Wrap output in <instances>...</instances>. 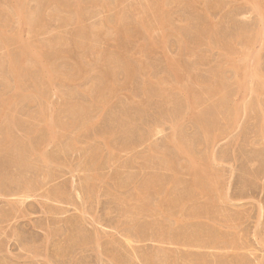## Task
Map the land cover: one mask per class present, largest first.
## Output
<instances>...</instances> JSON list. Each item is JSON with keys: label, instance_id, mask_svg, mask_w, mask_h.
<instances>
[{"label": "rangeland", "instance_id": "1", "mask_svg": "<svg viewBox=\"0 0 264 264\" xmlns=\"http://www.w3.org/2000/svg\"><path fill=\"white\" fill-rule=\"evenodd\" d=\"M0 264H264V0H0Z\"/></svg>", "mask_w": 264, "mask_h": 264}, {"label": "bare ground", "instance_id": "2", "mask_svg": "<svg viewBox=\"0 0 264 264\" xmlns=\"http://www.w3.org/2000/svg\"><path fill=\"white\" fill-rule=\"evenodd\" d=\"M13 70L15 71V68H14ZM16 70H17V68H16ZM16 72L18 73V71H16ZM16 72H15V73H16Z\"/></svg>", "mask_w": 264, "mask_h": 264}]
</instances>
